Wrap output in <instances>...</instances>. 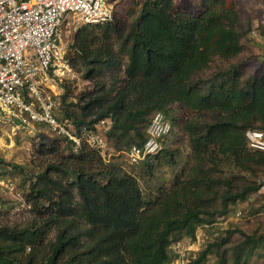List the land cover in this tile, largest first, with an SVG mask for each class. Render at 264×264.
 I'll return each instance as SVG.
<instances>
[{
    "label": "trees",
    "instance_id": "1",
    "mask_svg": "<svg viewBox=\"0 0 264 264\" xmlns=\"http://www.w3.org/2000/svg\"><path fill=\"white\" fill-rule=\"evenodd\" d=\"M137 12L125 30L114 19L76 33L73 68L83 67L88 80L120 69L123 75H113L108 87L97 81L78 96L80 115L65 118L76 126L108 119L107 139L114 150L126 151L144 141L150 115L161 112L187 135L190 169L146 192L135 174L106 163L88 145L55 155L26 193L36 217L19 227L0 225V264H165L175 238H195L198 225L263 185L241 175L264 167V151L250 148L245 137L249 128L264 130V70L246 77L229 64L243 51L248 29L233 0H202L196 15L176 8L174 0H143ZM85 108L96 112L85 119ZM162 151L163 162L158 153L150 158L174 165L175 152L163 143ZM148 159L140 176L154 171ZM222 167L237 171L242 182L220 176ZM52 226L55 240L46 242ZM247 238L254 245L255 237ZM212 246L189 264H200ZM224 261L221 255L219 264Z\"/></svg>",
    "mask_w": 264,
    "mask_h": 264
},
{
    "label": "rangeland",
    "instance_id": "2",
    "mask_svg": "<svg viewBox=\"0 0 264 264\" xmlns=\"http://www.w3.org/2000/svg\"><path fill=\"white\" fill-rule=\"evenodd\" d=\"M114 6V19L118 20L125 30L137 16L142 0H110ZM240 15L242 23H248L246 34L241 38L243 51L229 60V64L236 66L246 77L252 74H260L264 70V0H233ZM176 8L191 15H196L202 10V0H174ZM65 29V28H63ZM62 29V30H63ZM91 31L92 26L80 25L70 31L63 30V38L66 44L68 58L74 52V37L79 30ZM87 31V32H88ZM93 33L100 34V29H94ZM114 40V36L112 37ZM215 69V63L210 65V70ZM83 67L71 69V72L50 85L60 97L57 108L59 118H65L66 113L79 116L81 107L78 104V96L89 91L94 84L101 80L107 87L111 84L113 75L122 76L123 70L108 71L106 75L96 76L92 80L84 77ZM82 103V102H80ZM90 118L96 109L85 108ZM153 113L150 115V119ZM72 119V117H69ZM149 119V121H150ZM103 136L107 142L105 156L102 159L106 163L118 162L127 172L135 174L139 183L146 192H152L160 185H168L177 174L187 173L192 164V153L188 137L179 130L177 124L171 125L169 135L163 144L175 152V164H159L154 161L152 174H142L144 160L131 164L127 160L124 151L114 150L112 143ZM48 149H53L49 152ZM78 149L66 143V141L53 136L45 127L29 132L19 130L15 134L7 127L0 129V225L23 226L36 217L26 201V193L34 175L56 156L77 153ZM101 154V153H100ZM163 162L164 152L157 154ZM148 159V160H149ZM220 176L234 178V183L239 184L242 178H236L237 171L228 167H222ZM245 181L263 182L261 188L249 194L243 201L229 204L227 210L216 215L211 223L200 224L196 227L195 238L178 236L168 248L169 257L165 264H189L199 256L201 251L209 244L213 245L211 251L200 264H219L220 256L224 255L223 264H264V167H258L255 173L242 172ZM219 206V200L216 203ZM215 205V206H216ZM230 232V233H228ZM56 229L52 226L46 234V242L55 240ZM255 237L254 245L247 237ZM227 239L222 242V239ZM220 243V244H219ZM252 247L251 252L244 258V251Z\"/></svg>",
    "mask_w": 264,
    "mask_h": 264
},
{
    "label": "built area",
    "instance_id": "3",
    "mask_svg": "<svg viewBox=\"0 0 264 264\" xmlns=\"http://www.w3.org/2000/svg\"><path fill=\"white\" fill-rule=\"evenodd\" d=\"M114 16L110 0H0V129L15 134L45 127L75 149L85 144L104 157L102 133L109 120L76 126L70 118H59L60 97L50 85L72 69L63 30L106 24ZM170 131V121L154 112L144 141L124 151L129 163L159 153ZM245 137L250 148L264 151V130L249 128Z\"/></svg>",
    "mask_w": 264,
    "mask_h": 264
},
{
    "label": "crops",
    "instance_id": "4",
    "mask_svg": "<svg viewBox=\"0 0 264 264\" xmlns=\"http://www.w3.org/2000/svg\"><path fill=\"white\" fill-rule=\"evenodd\" d=\"M113 1V0H112ZM116 1V0H115ZM143 1V0H142Z\"/></svg>",
    "mask_w": 264,
    "mask_h": 264
}]
</instances>
